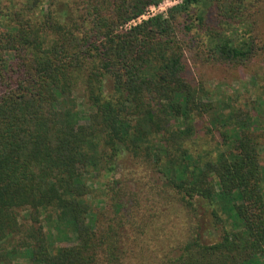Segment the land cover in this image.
Segmentation results:
<instances>
[{
    "label": "trees",
    "instance_id": "trees-1",
    "mask_svg": "<svg viewBox=\"0 0 264 264\" xmlns=\"http://www.w3.org/2000/svg\"><path fill=\"white\" fill-rule=\"evenodd\" d=\"M6 1L0 264H264L263 123L208 101L186 57L230 71L264 63V0H184L126 29L163 0ZM208 117L210 139H198ZM124 154L133 166L120 180ZM148 171L163 184L132 189ZM93 174L108 179L104 198ZM105 197L109 217L93 205ZM204 206L219 237L205 230ZM156 225L172 227L163 245L147 238Z\"/></svg>",
    "mask_w": 264,
    "mask_h": 264
},
{
    "label": "rangeland",
    "instance_id": "rangeland-1",
    "mask_svg": "<svg viewBox=\"0 0 264 264\" xmlns=\"http://www.w3.org/2000/svg\"><path fill=\"white\" fill-rule=\"evenodd\" d=\"M11 1H14V4H12V8L14 7V10L18 8H22L23 3L27 2V0H11ZM183 1L184 0H163L159 5V6L162 5V10L157 11L156 16L154 17L159 16L167 19L169 17L170 10H172L178 5H181ZM2 3H7V1L3 0ZM263 6L261 13L258 16V21H259L258 31L261 30V32H264ZM129 24L123 27V29L129 28L130 26H136L140 24V22L136 21L135 25L133 23L131 25ZM186 57L190 67V73H191L190 77L192 78V82L198 87H203L206 91L210 93L211 96L209 97L208 101L213 100L212 102H215L220 106H222L221 109L225 110V112L236 110L239 112V114H242V116H244V113L250 112L258 119H260L261 122L263 123L262 126L261 125L259 126H261L262 134H264V128H263L264 126V63H261L260 61H255L248 68L242 70L239 69L236 71H230V70H226L224 67L221 66L211 65L202 62L199 59V57L196 55L195 50L188 51ZM83 89L84 87L82 85H79L74 95V98H77L79 102L81 101V98H84L85 96ZM211 120H212L211 118L209 119L206 118L204 120V123H202V120H198V124H197L199 125L198 139H204V140L206 139L207 141L210 139L206 135L207 130L205 129V127L209 126L213 122ZM82 123L85 124L86 121L83 120ZM214 135H215L214 136L215 141H218L220 137L219 134L215 133ZM132 166H133V162H131L130 157L128 156V154H124L121 157V159L118 161L116 178L122 180L124 173L126 172V169L131 168ZM91 177L92 180L90 184L95 190V195H99L100 198H104L101 196V194L104 192L103 190H101V188L103 187L104 183L108 181L107 177L102 176L101 174L100 176L99 174H93ZM135 181H136L135 183H130L132 189L136 187L137 182H141V181L147 185L146 189H148L150 185L148 183L154 182L155 184L157 183L158 185L163 184L160 176L159 175L156 176L154 173H151L150 171H148V175H146L145 173L142 174V172H140L139 177L136 175ZM152 194L153 192L151 193L145 190V195H146L145 198L149 199L150 196H152ZM93 202H94L93 203L94 209L96 212H99V210H101L107 217L111 216V214L113 213V211L109 209L107 206L106 197L103 202L99 200H94ZM148 204H151L152 208H155V204L152 203L151 201ZM206 206H204V210H202L203 213L206 212L205 216L202 217V223L207 233L211 231L214 232L215 227L211 215V210L209 207ZM159 208L162 209V206L160 207L158 205L156 212H158ZM180 214L182 213H179V215ZM174 215L176 216V214ZM174 215L173 218L175 219ZM180 217L183 218L184 220V217L186 218V215L182 214V216ZM174 221L177 222L176 223L177 231L182 230L184 224L178 223L179 222L178 218L175 219ZM161 228L162 227L159 225H156L155 227L151 228L149 236L147 238L162 236L160 243L162 245L165 244V238L171 235L172 227L169 226L166 231H162ZM214 233H216V235L213 234L215 237H219L222 234V228H220L219 230H215ZM18 264H28V261L26 259H22L20 260V262H18Z\"/></svg>",
    "mask_w": 264,
    "mask_h": 264
},
{
    "label": "built area",
    "instance_id": "built-area-1",
    "mask_svg": "<svg viewBox=\"0 0 264 264\" xmlns=\"http://www.w3.org/2000/svg\"><path fill=\"white\" fill-rule=\"evenodd\" d=\"M160 10H162V5L157 6V7H153L150 10H148L145 15H143L142 17H140L137 20H134L132 23L135 25L136 21H139L141 23L144 20H148L149 18L156 16V12L160 11ZM131 24H129V25H131Z\"/></svg>",
    "mask_w": 264,
    "mask_h": 264
}]
</instances>
